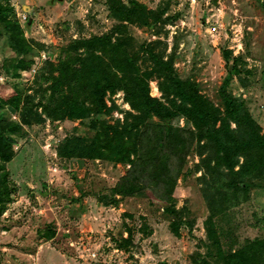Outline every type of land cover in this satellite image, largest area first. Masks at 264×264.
<instances>
[{"label":"rangeland","instance_id":"374dc122","mask_svg":"<svg viewBox=\"0 0 264 264\" xmlns=\"http://www.w3.org/2000/svg\"><path fill=\"white\" fill-rule=\"evenodd\" d=\"M121 1L127 5L135 1L164 14L160 21L150 15L143 26L121 22L109 0L11 2L26 38L46 48L18 77L10 66L15 53L5 38L0 40V97L34 96V113L42 117H33L34 123L24 126L25 137H10L16 156L7 168L16 191L0 214V264H199L201 257L224 264L210 238L212 217L224 253L264 239L263 180L249 182L250 191L241 198L217 195L211 209L199 180L203 173L197 171L200 157L192 153L171 201L178 215H172L149 194H117L130 169L127 164L59 156L66 138L92 139L95 134L79 120L57 121L44 115L41 94L49 84L38 76L48 62L66 61L73 42L109 36L121 24L127 25L130 50L143 70L154 65L150 52L158 53L222 111L226 87L264 133V0ZM226 55L238 63L240 74L229 71ZM151 93L162 98L156 80ZM113 102L119 111L106 119L116 125L132 109L124 92L109 96V106ZM8 111L18 117L12 108ZM189 169L193 172L188 174ZM131 232L129 248L120 249Z\"/></svg>","mask_w":264,"mask_h":264},{"label":"trees","instance_id":"16d2710c","mask_svg":"<svg viewBox=\"0 0 264 264\" xmlns=\"http://www.w3.org/2000/svg\"><path fill=\"white\" fill-rule=\"evenodd\" d=\"M11 2L0 0V40L5 38L15 53L10 66L19 77L20 72L31 69L46 47L26 38ZM109 3L113 14L126 24L146 26L150 15L160 21L164 14L148 11L135 1L129 5L121 0ZM126 24L116 27L109 36L73 42L66 61L57 65L48 62L38 76L49 84L41 94L44 115L57 121L79 120L95 134L92 139L66 138L58 149L59 156L127 164L130 169L118 184L117 194H149L158 200L162 196L161 201L170 205L165 211L172 215H178L171 201L192 153L200 157L197 171L203 173L199 180L211 209L217 195L228 198L232 193L241 198V194L249 193V182L264 181V133L249 109L225 87L222 111L158 53L150 52L154 65L151 70H143L138 56L130 50ZM225 60L231 73L240 74L236 61L228 55ZM154 80L159 84L161 99L152 96ZM118 92H124L132 112L124 122L119 119L118 124L111 125L106 118L114 116L119 107L114 102L109 106L108 97ZM34 106V96L18 93L0 97V214L8 209L16 191L7 168L16 156L10 137H25L24 126L32 125L33 117L42 118L34 113ZM8 108L18 114L16 119ZM192 172L188 170V174ZM213 219L209 234L218 248L217 259H223L224 264H264V239L224 253ZM172 227L177 230V223ZM132 238L131 232L119 248L128 249ZM198 263L212 264L207 257H201Z\"/></svg>","mask_w":264,"mask_h":264},{"label":"water","instance_id":"95a60500","mask_svg":"<svg viewBox=\"0 0 264 264\" xmlns=\"http://www.w3.org/2000/svg\"><path fill=\"white\" fill-rule=\"evenodd\" d=\"M153 201H154V203L159 204L160 206H162L164 209H167V208L170 207L169 204L164 203L163 201L158 200V199H156V198H154Z\"/></svg>","mask_w":264,"mask_h":264},{"label":"built area","instance_id":"2783aa9c","mask_svg":"<svg viewBox=\"0 0 264 264\" xmlns=\"http://www.w3.org/2000/svg\"><path fill=\"white\" fill-rule=\"evenodd\" d=\"M213 30H214V32H216V31H217V29H216V28H214Z\"/></svg>","mask_w":264,"mask_h":264}]
</instances>
